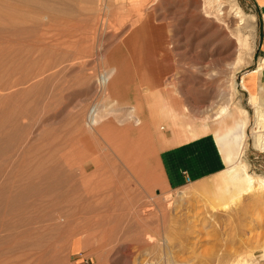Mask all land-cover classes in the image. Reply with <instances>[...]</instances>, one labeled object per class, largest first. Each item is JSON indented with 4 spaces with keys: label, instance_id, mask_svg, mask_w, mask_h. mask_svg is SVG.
I'll use <instances>...</instances> for the list:
<instances>
[{
    "label": "rangeland",
    "instance_id": "rangeland-1",
    "mask_svg": "<svg viewBox=\"0 0 264 264\" xmlns=\"http://www.w3.org/2000/svg\"><path fill=\"white\" fill-rule=\"evenodd\" d=\"M220 1L0 0V264H264V192L222 210L190 189L213 174L168 188L156 161L166 131L188 136L155 116L163 101L197 131L239 106L240 160L264 176L252 96L233 86L264 54L261 20L254 0ZM140 28L159 37L148 89Z\"/></svg>",
    "mask_w": 264,
    "mask_h": 264
},
{
    "label": "crops",
    "instance_id": "crops-1",
    "mask_svg": "<svg viewBox=\"0 0 264 264\" xmlns=\"http://www.w3.org/2000/svg\"><path fill=\"white\" fill-rule=\"evenodd\" d=\"M254 2L255 10L261 20L262 32L257 49L262 54L264 53V0H254ZM137 31L142 32V34L136 33L134 36L143 37L137 49L142 60L140 73L147 75V78L142 81L144 83L142 86L148 89L153 83L152 80L155 79V75L162 71L158 63L149 61L150 54L157 46L156 39L159 37L157 35L154 37L151 33L143 34V28ZM256 69L253 68L243 76L244 89L242 90L246 100H248L249 95L252 96L248 103L255 107L257 112L264 113V70ZM150 74L154 75L152 79L148 76ZM116 79L110 81L108 77L105 89L109 86L113 87V84L117 83ZM156 111L155 116L161 118L168 126L180 125L184 129V135L188 134L184 140H179L174 135V130L166 131L167 143L161 145L157 150L156 161L164 187H179L186 183L185 177L190 182L191 179L195 180L213 174L212 181L209 182L204 178L195 180L190 188L209 204L222 206L243 193L247 187L248 179L247 170L236 163L243 138L242 117L236 108L230 107L225 113L219 116L214 115L211 117L212 125L210 128L199 131L195 130L188 121H177L181 114L167 101H163L162 106ZM139 121V118L138 120L134 119V124H138ZM143 126L144 124L138 129L139 135L144 129ZM104 129L105 126L102 125V129L98 130L100 135L101 132L103 134ZM262 130L264 132V126ZM116 134L127 137L125 134L117 132L112 139L108 137L110 143L116 148L128 149L120 141L119 143L116 142L118 141L115 138ZM260 156L264 157V154Z\"/></svg>",
    "mask_w": 264,
    "mask_h": 264
},
{
    "label": "bare ground",
    "instance_id": "bare-ground-1",
    "mask_svg": "<svg viewBox=\"0 0 264 264\" xmlns=\"http://www.w3.org/2000/svg\"><path fill=\"white\" fill-rule=\"evenodd\" d=\"M220 0H208V3H218ZM221 2V1H220ZM229 3L232 2V0H228ZM227 3V2H226ZM222 4V2L220 3V5ZM194 5V4H193ZM219 5V6H220ZM46 8H48L47 4L45 5ZM192 7V6H191ZM234 16L239 18V23H238V27L240 24H244V16L242 14V10L240 9L239 6H234ZM207 14V13H206ZM209 14V13H208ZM46 18V17H45ZM231 23V22H230ZM241 26V25H240ZM225 28V27H222ZM239 31V29H238ZM247 39L243 38L241 36H237V42L239 45L243 46L245 44V41ZM232 44V43H231ZM33 45V44H32ZM233 45V44H232ZM35 46V45H34ZM234 46V45H233ZM229 47V46H228ZM40 48V47H39ZM36 49H38V46H36ZM34 50V49H33ZM6 54V53H5ZM8 54V53H7ZM39 54V53H38ZM11 56V55H10ZM231 56V55H230ZM239 57V56H238ZM4 60V56L3 54H1L0 56V65L3 63ZM27 61V60H26ZM12 63V62H11ZM257 69H262L264 68V54L260 57L259 62L257 63L256 66ZM255 68V69H256ZM256 69V70H257ZM250 71V70H249ZM249 71H246L245 73H243V75L240 77L239 81H235L234 76H233V86L237 87V85L244 87V83H243V76L248 73ZM41 79V78H40ZM107 77H104V75H101V82L103 84L107 83ZM68 95V94H67ZM234 103V102H233ZM251 103V102H250ZM253 105V104H252ZM234 108H236L241 117H242V128H243V138H242V144H241V150L239 153V158L237 160L236 163H239L240 165H242V167H246L245 162L240 160L241 154H242V149H243V145L247 136L246 133V128L249 125V118H248V114H247V110L239 107V106H234ZM227 111L226 107H221L218 112L216 113L217 116L221 115L222 113H225ZM89 112V120L90 122H93L94 120V116L96 113V107H92L90 108ZM256 113V117L257 119L254 122V125L252 127V138H253V143L255 146L259 147V148H263L264 149V132L262 130V127L264 126V113H259V112H255ZM12 117V116H11ZM89 123V122H88ZM262 149V150H263ZM234 163V164H236ZM247 175V179H248V184L247 187L245 188V190L243 191V193H241V195H239L238 197L232 199L229 203H225L224 205L220 206L222 210L228 209L230 204H236L241 200V197L243 195H249V194H253L255 193V191L257 190H261V192H264V176L261 175H253L249 172H246ZM257 193V192H256ZM169 205V204H168ZM147 241H151L150 236H147L146 238ZM164 240V239H163ZM150 262V261H149ZM154 263V262H152ZM155 264V263H154ZM232 264H254V261L251 260L250 257H245L243 259H237L236 261H233Z\"/></svg>",
    "mask_w": 264,
    "mask_h": 264
},
{
    "label": "built area",
    "instance_id": "built-area-1",
    "mask_svg": "<svg viewBox=\"0 0 264 264\" xmlns=\"http://www.w3.org/2000/svg\"><path fill=\"white\" fill-rule=\"evenodd\" d=\"M185 179H186V183H188L189 179L187 177H185ZM143 264H154V263H152V262H144Z\"/></svg>",
    "mask_w": 264,
    "mask_h": 264
}]
</instances>
